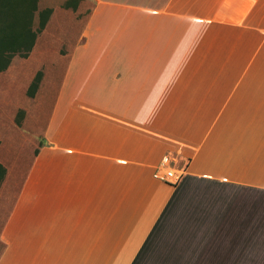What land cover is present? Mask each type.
<instances>
[{"label": "crops", "instance_id": "0c3cea01", "mask_svg": "<svg viewBox=\"0 0 264 264\" xmlns=\"http://www.w3.org/2000/svg\"><path fill=\"white\" fill-rule=\"evenodd\" d=\"M84 19L66 57L0 73L1 184L24 169L0 264H264V0H95ZM37 71L50 107L18 140Z\"/></svg>", "mask_w": 264, "mask_h": 264}, {"label": "rangeland", "instance_id": "374dc122", "mask_svg": "<svg viewBox=\"0 0 264 264\" xmlns=\"http://www.w3.org/2000/svg\"><path fill=\"white\" fill-rule=\"evenodd\" d=\"M41 1L42 2L39 5V0H38L39 10L50 7L52 8V11L55 9L57 13L59 12L58 17H56L53 21H51L50 24L47 22L48 27L46 31L44 30L45 29L44 28L43 31L38 35L33 45V48L27 57H20L19 55H15L10 60V63L12 60L15 59L17 61H22L23 59H30L33 60V62L36 61L37 64H39V62L40 63L43 62L42 60L45 58H49L51 60L63 58L66 57L70 45L82 41L81 31L84 25V20H85L84 17L93 8L95 0H72V2L75 1L77 4L75 9H72L70 6L65 7V3L67 1L63 3H61V0H41ZM3 7L4 6L2 2H0V8ZM4 10H5L4 12H0V24L3 22H9L12 16L15 15L13 14L11 4L5 6ZM182 25L183 24L180 19L175 20L174 22L175 27ZM37 26H38V16L36 14L33 19L32 27L35 29ZM39 37L40 38L42 37L41 41L40 43L36 44ZM0 66L2 65L0 64ZM0 73L5 74V70ZM37 73L38 76L41 77V72L37 71ZM37 73L35 75H37ZM34 77L35 76L33 73V75H31L30 78L31 83L34 80ZM27 92H24V97L26 98V101L29 100V104L26 105L25 109L19 107L16 110L15 107L14 127H15V138H17L18 140H21L23 137L20 131L21 130L20 127L22 126L23 119L25 117H28V122H30L29 123L30 127L32 124L38 125L41 121L43 122V119L47 115V112L50 107L49 106L50 100L46 98L49 95L48 93L49 91H47L46 89H44L43 91L40 92V94H38V98L37 95L30 96ZM19 102L21 103V100H19ZM19 152H20V148H19ZM27 154L28 153H25V155ZM30 154H32V148L30 150ZM18 165L21 167L22 164L18 163ZM19 166H14L15 168L13 169L10 182L7 181V183L4 182L0 185V220L4 219L7 213V209L10 207L12 203L13 197L15 195V191L19 187L20 176H21L20 171H24V169L21 170V168L19 170L18 169ZM0 245H1L0 246L1 249L3 244L0 243Z\"/></svg>", "mask_w": 264, "mask_h": 264}, {"label": "trees", "instance_id": "16d2710c", "mask_svg": "<svg viewBox=\"0 0 264 264\" xmlns=\"http://www.w3.org/2000/svg\"><path fill=\"white\" fill-rule=\"evenodd\" d=\"M3 6L12 5L13 15L9 22L0 24V72L6 70L10 60L15 56L27 57L31 52L38 35L45 28L52 8H38V0H0ZM76 2L67 0L65 7L75 9ZM4 7L0 12H4ZM38 16V26L32 27L34 16ZM40 81V76L35 75L28 87V94L33 96ZM32 90V91H31ZM18 123V122H17ZM6 175V168L0 164V184ZM2 227L0 228V230Z\"/></svg>", "mask_w": 264, "mask_h": 264}, {"label": "built area", "instance_id": "2783aa9c", "mask_svg": "<svg viewBox=\"0 0 264 264\" xmlns=\"http://www.w3.org/2000/svg\"><path fill=\"white\" fill-rule=\"evenodd\" d=\"M162 166L163 168H161V170H157L156 172H154L153 176L155 178L170 182V183H176L182 173H176L171 167H169V159L168 158H164V160L162 161Z\"/></svg>", "mask_w": 264, "mask_h": 264}]
</instances>
